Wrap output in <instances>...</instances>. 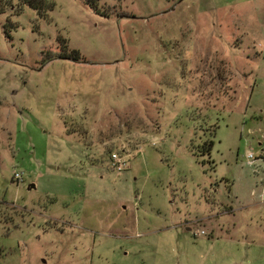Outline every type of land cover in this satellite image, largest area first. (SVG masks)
<instances>
[{"label": "rangeland", "instance_id": "obj_1", "mask_svg": "<svg viewBox=\"0 0 264 264\" xmlns=\"http://www.w3.org/2000/svg\"><path fill=\"white\" fill-rule=\"evenodd\" d=\"M51 2L0 13V264H264V0Z\"/></svg>", "mask_w": 264, "mask_h": 264}, {"label": "trees", "instance_id": "obj_2", "mask_svg": "<svg viewBox=\"0 0 264 264\" xmlns=\"http://www.w3.org/2000/svg\"><path fill=\"white\" fill-rule=\"evenodd\" d=\"M21 4L27 5L30 8L36 10L38 14L45 15L49 10L53 9L51 0H19ZM9 0H0V13L3 12L5 7L8 5ZM73 60L78 61L79 54L74 51L70 56Z\"/></svg>", "mask_w": 264, "mask_h": 264}, {"label": "built area", "instance_id": "obj_3", "mask_svg": "<svg viewBox=\"0 0 264 264\" xmlns=\"http://www.w3.org/2000/svg\"><path fill=\"white\" fill-rule=\"evenodd\" d=\"M110 159L112 168L117 172H121L127 167L126 157H123L120 153H112ZM15 179L17 181H21L22 176H20L18 173H15ZM202 233L204 232L202 231Z\"/></svg>", "mask_w": 264, "mask_h": 264}]
</instances>
